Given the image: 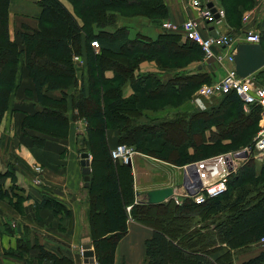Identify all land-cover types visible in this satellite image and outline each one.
<instances>
[{"label": "trees", "instance_id": "16d2710c", "mask_svg": "<svg viewBox=\"0 0 264 264\" xmlns=\"http://www.w3.org/2000/svg\"><path fill=\"white\" fill-rule=\"evenodd\" d=\"M9 1L0 0V123L15 89L21 56L40 109L23 119L20 131L23 136L30 137L35 147H42L47 138H66L70 117L65 91L73 82L79 85L72 98V119L86 122V137L82 144H87L91 152L100 151L101 159L90 153L92 164L99 162L102 165V160L108 173V177L103 179L107 197L99 192L93 195L92 188L89 189V222L98 264H113L116 245L127 233L126 206H131L130 216L137 223L152 230L144 243L143 264H236L234 252L251 250L260 242L264 237V164L257 172L248 165L232 174L223 194L200 205L189 198L182 199L180 204L171 200L158 204H134L131 170L128 165L112 160L106 148L105 131L112 128L118 132L119 144L165 163L181 165L205 155L209 150L242 147L259 130L260 107L250 105L245 114L242 101L234 93L222 95L218 103L206 111L176 115L173 119L156 123L141 121L144 109L180 105L181 99L187 101L192 92L206 82L203 75L174 78L161 89L160 83L152 76L135 79L134 71L145 60L154 59L167 68H181L193 59L204 57L199 45L186 39L181 30L167 29L159 34L156 41L139 35L128 40L127 29L116 27L121 13L127 12L131 14L128 17H146L160 28L162 19L166 17L162 0H68L73 6V14L59 0H41L38 2L37 30L24 26L21 33L22 50L8 36ZM232 1L231 10L226 8L229 19L242 16L244 8L248 6L249 9L254 4V0ZM219 2L223 4L222 0ZM108 27L115 30H107ZM175 33L182 34L186 41L178 45L182 37ZM83 37L87 52L88 97L84 95L82 76L76 75L77 68L72 61L73 57H79ZM94 41L99 44L98 54L90 48V42ZM262 49L264 51V47ZM106 69L113 70L114 82L104 79ZM128 81L132 82L136 95L122 100L120 88L122 82ZM149 81L156 89V93L149 94L177 98L176 101L159 102L155 106L149 104L150 98H142L149 91L145 86ZM46 91H59L61 98H49L44 93ZM173 129L183 130L178 143L167 138L169 130ZM124 166L127 168L126 186L117 173ZM14 174L13 165L9 166L4 176L10 177L13 183L6 190L0 187V199H7L12 204V198H16L15 207L17 202L22 204L27 197L15 192L18 186ZM100 197H103L106 207L104 230L96 226L100 217L96 210ZM38 206L52 208L56 213L63 210L51 199H44ZM0 233H9L2 222ZM104 243L108 248L104 249ZM16 244V250H23L24 246ZM24 250L28 252L30 249ZM7 254L17 256L14 251ZM51 255L47 260L53 264L57 259L72 264L66 258ZM239 264H264V249Z\"/></svg>", "mask_w": 264, "mask_h": 264}, {"label": "crops", "instance_id": "0c3cea01", "mask_svg": "<svg viewBox=\"0 0 264 264\" xmlns=\"http://www.w3.org/2000/svg\"><path fill=\"white\" fill-rule=\"evenodd\" d=\"M41 0H10L9 10H8V36L11 42L15 43L19 50H22L23 43L21 38V33L24 32V26L31 29L37 30L38 20L37 16L40 12L38 2ZM60 3L67 9L68 12L73 14V6L68 0H59ZM166 9V17L162 21V26L159 30L153 29L150 34L143 33L142 35L148 37L152 41H156L159 34L167 30L163 27L164 23H170L176 26H180L188 18L196 15L195 10L191 7L192 0H162ZM204 2L206 6L208 4H213V7L217 10L224 9L221 4H218L215 0H200ZM255 4L252 9H249L248 13H243L245 17V25L241 26V29L237 30L229 25L226 19V13L221 19L218 25H215L209 30H203L201 33L205 36L215 34V35H228L232 34L235 36V43L233 44L234 50L241 49L245 44L249 45L244 41L245 33L251 31L246 30L247 28H257L259 23L264 21V0H254ZM225 10V9H224ZM132 20V22H131ZM126 24L122 22L117 24V28L123 27L127 29V39L134 40L138 36V25L135 24L134 31L132 24L143 23L144 21H150L146 17L138 16L133 17V19L124 20ZM79 25L81 21L77 19ZM119 22V21H118ZM151 22V21H150ZM257 22V23H255ZM122 24V25H121ZM144 28V27H143ZM179 34L182 38L178 45H181L186 40L183 38L182 34ZM81 44V51L79 54V59L81 64L72 60L77 68L76 75L82 76L84 95L88 97L89 95V83H88V64H87V52L84 47V37ZM261 46V45H260ZM91 48V47H90ZM262 48V47H261ZM95 54L99 53L98 49H93ZM263 50V49H262ZM215 53L224 54L228 53V50L224 48L215 49ZM162 57V56H161ZM74 58V57H73ZM235 68V62L233 64L228 62H218L216 59H204V57H199L189 61L184 67L181 68H167V66L159 65L154 59L145 60L138 64L137 69L134 71L135 79L139 76H152L160 84L161 89H164L173 79L189 77V76H199L203 75L206 79L203 85L212 84L215 81L221 79L226 71L231 68ZM105 80L114 82L115 74L113 70L106 69L103 73ZM253 81L259 85H264V67L260 68L253 74L249 76ZM152 81L146 82V90L149 89L148 93L145 94L144 99L150 98L148 101L151 105L159 104V102L176 101L177 98L168 99L162 96H152L149 93H156V89L152 88ZM151 83V84H150ZM79 86L74 82L65 91L68 95V116L70 117L69 129L67 136L64 139L57 138H47L42 147H35L32 140L28 136H23L20 131V126L23 119L36 112L40 109L38 101L36 98V92L32 84L29 73L23 64V57L19 59V64L17 68V74L15 79V89L9 99L7 109L2 117L0 123V187L6 190L11 187L13 181L10 177H5L4 174L9 166L13 165L15 184L16 186L23 189L22 196L26 198L22 202V208L24 209L25 217L22 218L24 222L19 220L15 228L17 230V235L9 236L6 233H0V264H8L11 257L7 254L8 251L16 248L17 239L20 238V233L24 228L25 224L35 225V228L44 232L45 240L43 243L48 245L47 250L51 254L58 255V258H66L72 263L78 262V256L76 252L72 249L74 246L78 245V242L82 244V239L88 237H81L82 226H81V215L85 216V212H80V204H82L81 198H85L87 193H90L91 183L86 188L84 187L83 175L81 173L80 166V156L83 149L89 151L86 145L83 146L82 139L84 138L86 131V122L83 119L73 120V104L72 98L75 93V88ZM202 86V85H201ZM199 86V87H201ZM198 87V88H199ZM148 88V89H147ZM197 88V89H198ZM121 99L128 100L136 95V90L133 88L132 82H122L121 86ZM197 89L192 92L191 97L182 101L180 105H168L162 108L160 106L156 110L152 108L144 109L141 121L143 122H160L164 120L173 119L174 116L182 114H191L195 111H206L212 107L214 102L218 103L221 96H217L209 99H202V106L195 103L193 97ZM45 95L49 98L58 100L61 98V93L59 91H46ZM158 106V105H157ZM249 107L245 109L243 107V112L247 114ZM259 127V123H258ZM211 130L215 132V128L212 127ZM105 141L107 150H112L115 148L118 142V132L112 128H108L105 131ZM224 143H229L225 141ZM191 151V150H190ZM90 158V174L92 173V156L89 153ZM139 156L140 155L138 153ZM145 159L152 160L161 163V175L163 180L160 183L147 185V189L137 191L139 183L137 182V171L138 164L132 159L131 163L128 165L130 170H132L134 183L132 188L135 189L136 196L142 198L143 203H148L147 194L150 191L175 187L173 179L170 174L173 173L172 170H176L172 164L165 163L163 161L157 160L153 157L144 155ZM143 164H147V161L140 160ZM34 167L41 168L39 173L34 171ZM137 168V170H136ZM178 172V171H177ZM164 173V176H163ZM182 182L185 179L183 170L181 173ZM169 175L168 177H166ZM170 178V179H169ZM37 179L42 181V184L37 183ZM172 183V184H171ZM85 191V192H84ZM17 193V190L15 191ZM81 194V195H79ZM29 196V197H28ZM44 199L55 200L61 206L63 210L60 212H55L49 207H39V203ZM13 202L16 198H12ZM141 202V203H142ZM88 203V202H87ZM36 205V206H35ZM6 209L8 212H6ZM66 211V212H65ZM37 213L38 222H31V213ZM7 213L15 215V217H20L15 208H13L7 199H0V215L7 216ZM18 215V216H17ZM152 234V230L140 223L127 221V233L122 237L115 248L114 251V261L113 264H121L123 258H125V264H143L144 260V243ZM39 240V238H38ZM35 239H30V247L33 248L35 245ZM92 246V245H91ZM59 248V249H58ZM58 249V250H57ZM264 249V244L260 242L253 245L250 250L253 254L246 259L255 257L257 253ZM32 255V261L37 257L34 249L29 251ZM246 259L237 262L238 264L247 261ZM17 260V259H16ZM16 264H21L20 261ZM81 264L83 262L81 261Z\"/></svg>", "mask_w": 264, "mask_h": 264}, {"label": "built area", "instance_id": "2783aa9c", "mask_svg": "<svg viewBox=\"0 0 264 264\" xmlns=\"http://www.w3.org/2000/svg\"><path fill=\"white\" fill-rule=\"evenodd\" d=\"M191 7L195 10L196 15L188 18L180 26L170 23H164L163 27L170 30H181L186 39L199 45L204 55V59H216L218 62L234 63V47L235 40L229 35H203V30L218 25L224 14L221 10H217L219 19L215 18V14L208 8L204 2L200 0H192ZM248 44H259V36L256 33L249 32L244 38ZM90 47L98 49L97 41L90 42ZM224 48L228 53H215V49ZM74 60L81 64L78 57ZM229 93L236 94L243 103V107L247 109L250 105H257L260 107L259 130L255 136L252 145L245 148V151L253 150L254 158L259 159L264 164V85H259L253 81L249 76L241 77L236 72L235 68L228 69L225 75L218 81L209 85H202L194 94V101L196 104L202 106V99L214 98L217 96L226 95ZM244 151V152H245ZM135 155L132 148L118 144L110 150L111 159L120 161L123 164H130L131 159ZM198 165L201 167L194 168L193 171L184 168L185 179L182 187L175 190L176 187H171L172 194L169 200L175 204H180L182 198L191 199L196 205L203 204L208 199L215 198L223 194L227 189L229 177L237 171V160L233 155L228 153L223 156L213 157L201 161ZM188 167V166H187ZM34 171L39 173L41 168L34 167ZM206 172V174H205ZM38 184L42 181L37 179ZM264 244V237L260 240Z\"/></svg>", "mask_w": 264, "mask_h": 264}, {"label": "rangeland", "instance_id": "374dc122", "mask_svg": "<svg viewBox=\"0 0 264 264\" xmlns=\"http://www.w3.org/2000/svg\"><path fill=\"white\" fill-rule=\"evenodd\" d=\"M215 1L218 4H221L219 2V0H215ZM222 2H223L222 7L223 8L225 7L224 9L226 11L224 9H219V10H221L223 12V14L226 13V15H227L229 13L227 12L226 8H228V11H230L231 6L233 5L234 1L231 0V3H230L229 0H222ZM253 3L255 4V2H253ZM254 4L249 9H252L254 7ZM245 8H244L243 13H248V11H249L248 6ZM243 13L241 14L242 16H237L236 19L234 17L229 19V15H227L226 19H227L229 25L232 26L233 28H236L237 30L241 29V26L245 25L244 23L246 22L245 21L246 18L243 17L245 14L243 15ZM130 15L131 14L127 13V12L121 13V15L119 16V18L117 20V24L120 22H122V24H126L127 22H125L124 20L129 19V18L133 19V17H128ZM163 20L164 19H162V21ZM131 22H132V20H131ZM255 23H257V22H255ZM135 24L138 25L139 28L140 27L142 28V29L137 30L139 36H144V35H142L143 33L150 34V32L153 29H155V31L159 30L157 24L150 22V21H144L143 23L133 22V24H132L133 30L135 28ZM161 26H162V24H161ZM116 27H117V25H116ZM107 30H115V28L111 29L108 27ZM246 30H249L253 33L258 34L260 42H261L258 45H261V47H264V21L260 22L257 28H251V29L247 28ZM134 31H136V30H134ZM94 32H95V29H94ZM228 35H229V37L235 39L234 35H232V34L231 35L228 34ZM246 35H247V33H245V36ZM90 39H89V41H92ZM216 102H214L215 105L217 104ZM182 131L183 130H181V129L169 130V132L167 134L168 140L170 142H173V143H178L182 139V136H183ZM255 134L257 135V133H255ZM255 136H253L252 139L250 140V142H251V143L249 142L250 144L248 143L242 147L233 146V147L228 148V149H219V150L217 149V151L209 150L208 152H206L205 155L201 154L202 156L200 155L199 158L194 159L193 161L188 160L181 165H176V164L173 165L172 164L174 166V168L176 169V170H172L173 173L170 174V176L173 179L172 183L174 185H177V186H175L176 187L175 190H179L182 187V183H183L181 176L178 174V172L181 173V171L184 170V168H188L189 172H190V169L193 171L194 168H198V170H200L199 167H201V166L198 164L201 161L206 160V159H211V158L217 157V156H223V155L228 154V153L232 154L233 158L235 160H237V171L236 172L242 170L245 166H248V165H252L254 167V169L256 170V172L259 171L260 168L263 167V165L259 159L254 158V151L250 150V149H249V151L244 150L245 148L252 145V142H253ZM83 137L85 138L86 136L83 135ZM82 153H87V154L91 153V154H94V156L98 159L102 158L100 151H98V149L94 150L92 152L91 151L86 152V150L83 149ZM140 155H143V156H139L138 153L135 152V155L133 156L134 160L138 164V169H139V171H137L138 175H136L137 182L139 183V187H137V191L139 190V192L145 190V188L147 189V185H145V184H151L153 186L155 184L160 183V181L163 180L162 175H161V163L145 159L144 154H140ZM132 159H131V161H132ZM89 160H90V158H89ZM140 160H143V161L146 160L147 164L146 165L143 164ZM101 163H103V164L100 165L99 162H94L92 164V173L89 175V183H91V188H92L91 191H92L93 195H95V194H97V192H99V194L103 193V194H105V197H107V195H108L107 190H106L107 187L103 183V179L105 180L108 177V173H107V170L105 169L104 162L102 160H101ZM127 165H129V164H127ZM124 167H125L124 169H119V171H117V173L119 174L121 183L124 186H126V184L128 183V180L126 178V174H125L126 171L125 170L127 168H126V166H124ZM136 170H137V168H136ZM130 174H131L130 176L132 178V179L131 178L130 179L134 183L132 170H131ZM205 174H206V172H205ZM163 176H164V173H163ZM168 176L169 175H167L166 177H168ZM17 188H18V191H17L18 194H24L23 189H20V187H17ZM134 189H135L134 187L131 188V192L133 193V202H134V204H139L140 202H142L143 199L136 196V194H135L136 192ZM79 195H81V194H79ZM84 195H85V198H83V197L81 198L82 204H80V207H79L80 212L81 211L85 212V216H84L85 219H83V216L81 215V223H82L81 224V226H82L81 230L82 231H80V232H81V237L90 238V244L92 245L91 247L94 250V247H93L94 242L92 240L93 238H92L91 226H90V222H89V211H90V204L89 203H90V196L91 195H90V193H87V195L86 194H84ZM182 199H184V198H182ZM182 199H181V201H182ZM13 203L14 202L12 200V204H10V205L16 209L18 214L20 213L19 214L20 217H15V215H11L9 213H7V216L0 215V222H2L3 224L6 225V228L9 230V233H6V234L9 236L17 235V230L15 228L16 224L19 223V220H21L22 218H27V217H25L26 212L24 213V209L22 208V204L20 202H17V205L14 207ZM105 209H106V207L104 204V199H103V197L102 198L100 197L99 201H98L97 208H96V210L100 212V214H99L100 217L97 218V224H96V226H97V228H99V230H104L105 226H106V224H105L106 218L104 216ZM131 210H132L131 206H129V207L126 206L125 211L127 213L128 220L132 221V222H136L130 216ZM6 212H8L7 209H6ZM96 213L98 214V212H96ZM30 215H31V222H33V223L38 222V219L36 218L37 213L34 212V213H31ZM21 222H24V221L21 220ZM31 224H25L24 228L21 229L22 233H20V238L17 239V243L19 246H24V248H26L27 250L34 249V251L36 252V253H34V255L36 254L37 257L34 258V261H32V255H31V253H29L30 250L28 252H26V250H24L23 247H22L23 250H20V251L13 248V250L11 249L9 252L14 251L17 254V256H9V257H11V260H9L8 264H16V262H18V261H20L21 264H53L51 260L50 261L47 260L48 256H52V255H51V252H49L47 250L48 245L46 243H43L44 242L43 240H45V238H43L44 232L36 229L37 227L35 228V225L31 226ZM12 229H13V233L10 234L12 232ZM31 238L35 239V241H34L35 245L33 248L30 247L29 241ZM38 238H39V240H38ZM18 240H19V242H18ZM103 245H104V249L108 248L106 246L107 243H104ZM72 249L76 252V255L79 257L77 260L78 262H76V264H81V261L83 259L81 256L82 244L80 242H78V245L74 246ZM233 254H234V257H233L234 263L238 264L237 262H240V261L246 259L247 257L251 256L253 254V251L251 252L250 250H248V251L242 250L239 252H234ZM54 256L58 257L57 254H55ZM38 257H39V259H38ZM125 262H126L125 258H123V260L121 261V264H125ZM95 263L98 264L96 256H95ZM54 264H66V263L61 262L60 260L57 259V261L54 262ZM72 264H75V263H72Z\"/></svg>", "mask_w": 264, "mask_h": 264}, {"label": "water", "instance_id": "95a60500", "mask_svg": "<svg viewBox=\"0 0 264 264\" xmlns=\"http://www.w3.org/2000/svg\"><path fill=\"white\" fill-rule=\"evenodd\" d=\"M208 8L215 14V18L219 19L217 9L213 4H208ZM215 37V34H212ZM234 62L236 64L235 70L241 77H248L260 68L264 67V51L258 44H245L241 49L235 50ZM81 173L83 175L84 187L89 186L90 175V160L87 153H82L80 156ZM172 194L171 188H162L148 192V203L158 204L166 201ZM82 262L83 264H96L95 252L90 244V238L82 239Z\"/></svg>", "mask_w": 264, "mask_h": 264}]
</instances>
